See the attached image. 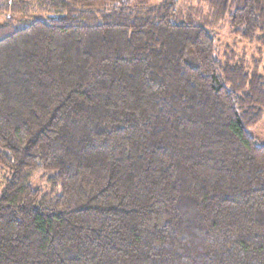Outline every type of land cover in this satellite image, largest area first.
Here are the masks:
<instances>
[{
    "label": "trees",
    "instance_id": "obj_1",
    "mask_svg": "<svg viewBox=\"0 0 264 264\" xmlns=\"http://www.w3.org/2000/svg\"><path fill=\"white\" fill-rule=\"evenodd\" d=\"M196 2L0 0V264H264V0Z\"/></svg>",
    "mask_w": 264,
    "mask_h": 264
},
{
    "label": "rangeland",
    "instance_id": "obj_2",
    "mask_svg": "<svg viewBox=\"0 0 264 264\" xmlns=\"http://www.w3.org/2000/svg\"><path fill=\"white\" fill-rule=\"evenodd\" d=\"M164 0H139V2H142L147 5H156L159 4ZM179 4L180 2H183V0H178ZM192 4H197L196 0H192ZM4 16H0V23L3 21ZM219 42H217V49H218V55L224 56L225 52H228V48L230 50H233L237 57L236 62H241L244 67L246 68L247 72L253 73L255 71H258L259 73H263V66L259 65L258 67L255 64V61L257 59L262 58V55L258 52V44L250 43L246 41H242L238 39L237 37L230 34V30L226 28L225 30L219 32L216 34ZM250 132L261 142L264 143V117L263 120L255 127L250 129ZM8 172L6 170H3L0 165V197L2 195L3 189H4V180L5 176ZM36 183L39 184L40 179L37 177Z\"/></svg>",
    "mask_w": 264,
    "mask_h": 264
}]
</instances>
